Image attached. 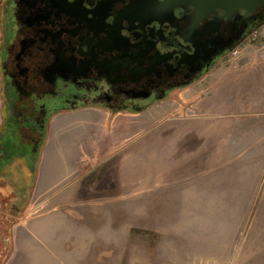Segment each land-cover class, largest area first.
<instances>
[{
	"label": "flooded vegetation",
	"instance_id": "flooded-vegetation-1",
	"mask_svg": "<svg viewBox=\"0 0 264 264\" xmlns=\"http://www.w3.org/2000/svg\"><path fill=\"white\" fill-rule=\"evenodd\" d=\"M263 26L264 0L2 1L0 165L40 161L64 113L147 112ZM5 180L0 168V187Z\"/></svg>",
	"mask_w": 264,
	"mask_h": 264
},
{
	"label": "rangeland",
	"instance_id": "rangeland-1",
	"mask_svg": "<svg viewBox=\"0 0 264 264\" xmlns=\"http://www.w3.org/2000/svg\"><path fill=\"white\" fill-rule=\"evenodd\" d=\"M257 34L237 49V59L230 54L197 83V88L195 84L181 89L160 104V112L165 117L176 109L188 110L189 115L225 113L230 111L224 106L227 102L234 105L231 110H238L237 102L244 103L243 111L249 112L250 96L237 93L240 89L257 90L259 110H264V69L251 70L252 63L264 64V27ZM243 66L249 70L243 71ZM237 82L238 87L234 85ZM179 96L184 98L172 102ZM151 122L155 124V120ZM250 143L244 150L230 151L227 173H221L213 185L222 196L206 197L196 203L192 198L173 197L168 192L165 194L169 197L129 199L102 196L104 191L99 192L100 196L71 197L67 203L58 196L75 187L73 176L66 177L48 167L46 172L51 178L45 181L41 159L31 162L24 155L8 161L0 165L8 183L0 189V264H264V149L253 150ZM234 152L235 156L244 153L243 158L235 159ZM127 175L136 178L132 172ZM42 184L48 196L38 188ZM138 189L134 188L133 193ZM12 203L17 206L14 215L4 208ZM180 204L183 212L174 213ZM197 204L205 212H194L193 205ZM65 205L109 206L115 209L109 218L114 224L109 229L105 227L103 217L108 214L101 213L97 215L99 224L94 222L92 226L90 219H81L69 228L63 227L59 218L61 210L66 211ZM124 208L126 213L121 210ZM23 209L17 218L15 214ZM55 210L59 212L52 214L56 218L48 217L45 226L39 222L21 226L28 218L37 222ZM69 216L80 215L71 212ZM70 235L73 238L67 243ZM30 242L31 253L27 248Z\"/></svg>",
	"mask_w": 264,
	"mask_h": 264
},
{
	"label": "crops",
	"instance_id": "crops-1",
	"mask_svg": "<svg viewBox=\"0 0 264 264\" xmlns=\"http://www.w3.org/2000/svg\"><path fill=\"white\" fill-rule=\"evenodd\" d=\"M248 68L243 66L242 70H249ZM261 69H264V64H251V70L257 72ZM243 83L244 81L240 82L242 86L245 85ZM234 85L240 86L238 82ZM197 87L198 84L195 85ZM239 92L249 94L251 111L244 112L242 105L245 104L239 102L238 110H231L234 105L227 102L224 106L230 108V111L225 113L189 115L188 110L176 109L172 115L165 117L158 108L168 101L166 100L142 114L113 115L101 110H82L59 115L50 124L43 149L40 161V165H45L43 178L45 181L47 177L51 178L46 172L48 167L50 171L54 167L56 172L64 173L66 177L73 176L75 187L58 196L67 203L71 197L78 199L100 196V191L106 192L102 195L106 197L131 199L172 195L192 198L194 203L203 201L206 197H221L218 188L213 185L221 178V173H227L230 151L244 150L250 142L253 150L264 149V110H259L261 102L256 101L257 90L246 92L240 89L237 93ZM180 98L184 96H179L172 102L177 103ZM262 106L264 107V102ZM1 120L0 101V125ZM153 120L155 124L151 122ZM236 156L243 158L244 153L239 152ZM236 156L234 152L232 157L236 159ZM232 163L231 161L230 164ZM128 172L134 173L136 178L129 177ZM99 181L101 185L98 184ZM43 186L45 189L44 184L38 185V188L43 190ZM137 186L138 193H133ZM180 189L181 194L172 193ZM181 205L173 212H183ZM193 207L194 212H205L198 209L201 207L199 204ZM63 208L66 211L62 209L59 218L63 227L69 228L81 219L87 220L86 222L90 219L92 226L94 222L99 224L97 215L101 213L108 214L103 217L105 227L109 229L114 224L109 218L110 214L115 213V209L109 206L65 205ZM121 210L123 213L127 212L125 208ZM71 212L80 216L73 218L69 216ZM57 213L59 212L55 210L37 222L28 218L21 226H26L28 222H39L45 226L49 220L47 218L55 219L56 216L52 214ZM70 238H73L72 235L66 242ZM27 248L31 253V242L27 244Z\"/></svg>",
	"mask_w": 264,
	"mask_h": 264
},
{
	"label": "built area",
	"instance_id": "built-area-1",
	"mask_svg": "<svg viewBox=\"0 0 264 264\" xmlns=\"http://www.w3.org/2000/svg\"><path fill=\"white\" fill-rule=\"evenodd\" d=\"M257 33L254 35L255 37H257ZM239 54H240V51L239 50H235L233 53H232V57L233 58H235V59H237L238 58V56H239Z\"/></svg>",
	"mask_w": 264,
	"mask_h": 264
},
{
	"label": "trees",
	"instance_id": "trees-1",
	"mask_svg": "<svg viewBox=\"0 0 264 264\" xmlns=\"http://www.w3.org/2000/svg\"><path fill=\"white\" fill-rule=\"evenodd\" d=\"M46 141H47V137H46V140H45V142H44V145H43V147H42V149H41V152H42V150L44 149V146H45V144H46ZM27 205H28V204H27ZM27 205H26V206H27ZM26 206H25V207H26ZM25 207H24V209H25ZM24 209H23V211H21L20 214H18V215L15 214V216L20 217V216L24 213ZM13 215H14V214H13Z\"/></svg>",
	"mask_w": 264,
	"mask_h": 264
},
{
	"label": "water",
	"instance_id": "water-1",
	"mask_svg": "<svg viewBox=\"0 0 264 264\" xmlns=\"http://www.w3.org/2000/svg\"><path fill=\"white\" fill-rule=\"evenodd\" d=\"M263 27H264V26H263ZM263 27H261V28H263ZM258 31H259V30H258ZM258 31H257V32H258ZM31 162H36V163H38L39 160H38V158H36V159H34V160L31 159Z\"/></svg>",
	"mask_w": 264,
	"mask_h": 264
}]
</instances>
